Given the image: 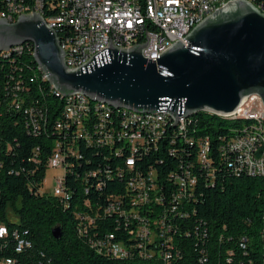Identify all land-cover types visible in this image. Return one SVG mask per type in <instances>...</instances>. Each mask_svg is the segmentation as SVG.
<instances>
[{
	"label": "trees",
	"instance_id": "obj_1",
	"mask_svg": "<svg viewBox=\"0 0 264 264\" xmlns=\"http://www.w3.org/2000/svg\"><path fill=\"white\" fill-rule=\"evenodd\" d=\"M25 46L29 49L22 53H0V223L9 230L0 240V259L12 258L17 264H264V175L237 174L235 165H230L236 154L222 150L235 129L249 121L200 112L186 121L189 141L179 127L169 126L159 149H151L138 162L148 176L155 171V181L167 196L164 204L144 206L142 213L150 218L173 203L175 184L169 178L173 171L190 162L198 178L190 201L171 219L174 248L169 250V260L155 244L147 246L148 253H156L153 257L142 256L132 230L136 223L105 209L112 193L120 194L128 205L126 177L98 174L104 179L87 181L84 176L85 171L104 170L116 160H109L113 153L108 148L99 151L80 140L83 159L74 169L65 170L63 191L69 194L65 201L43 189L48 160L63 137L56 123L66 100L42 79L33 45ZM30 110L44 115L40 131L31 126ZM205 137L211 141L208 168L196 161L198 143ZM67 165L68 159L64 168ZM100 181L103 186L98 189L95 182ZM56 226L62 228L59 240L53 237ZM25 230L33 247L16 254L14 234ZM107 240L128 248L130 256L119 259L100 251L98 245Z\"/></svg>",
	"mask_w": 264,
	"mask_h": 264
},
{
	"label": "built area",
	"instance_id": "obj_2",
	"mask_svg": "<svg viewBox=\"0 0 264 264\" xmlns=\"http://www.w3.org/2000/svg\"><path fill=\"white\" fill-rule=\"evenodd\" d=\"M229 1L232 0H0V18L14 22L22 14H41L62 41L66 64L72 70L108 48L110 37L116 47L123 49L147 43L150 37L149 44L144 49L145 56L160 55L177 41L184 39L188 31H192L197 18H207L218 8H225ZM247 1L264 7V0ZM26 48L28 47L22 44L9 50H12V54L22 53ZM0 53L4 54V50H0ZM41 77L48 81L43 69ZM51 88L55 94L58 92L52 84ZM80 94L83 93L69 95L64 102L62 116L56 123V129L63 133V137L55 143L48 168L74 169L83 159L80 140L99 151L108 148L109 153H113L109 155V160H116L104 170L99 168L85 171V179L88 181L93 177L103 180L101 175L109 179L126 177V189L130 194L128 205L123 204L124 199L120 194L112 193L107 197L109 204L105 208L106 212L119 213L136 223V228L132 230H136V240L142 256L153 257L156 253H148L147 246L155 244L164 260H169V250L174 248L170 234L173 230L171 219L179 213L181 205L190 201L198 178L190 162L181 166L180 171H173L169 177L175 184L173 203L171 206H164L159 216L150 218L142 213L144 206L151 202L162 204L167 196L155 177H148V171L142 172L137 164L151 149H159L160 141L167 128L175 123V119L165 111H159L158 117L152 118L109 115L103 106H85L80 102ZM82 107H90V114H82ZM30 111L31 126L34 132L40 131V120L44 115ZM223 117L249 121L235 129L234 136L222 146L223 153L231 151L236 154L230 165H235L237 174L247 172L252 176H261V171H264V104L261 97H245L235 112ZM189 118L190 116L180 118L177 122L176 127H179L181 134H185ZM185 139L189 141L186 134ZM210 142V138L205 137L198 143L196 161L203 168L211 165ZM126 148H137L138 156H127ZM249 148H257L258 158L249 156ZM60 158H68L67 168L59 167ZM246 160H253V169H246ZM101 185L102 181L95 182L96 188L99 189ZM88 192L89 188L86 189V193ZM50 193L63 201L69 196L68 192L61 190L59 177ZM93 221L92 219L91 222ZM0 230H3L0 234L2 240L8 236L9 230L2 223ZM14 235L16 254H22L33 247L27 230L23 234L16 232ZM241 247L244 248V244ZM98 248L100 251L110 252L115 258L126 259L130 256L128 248L122 244H111L108 240L101 242ZM0 264H17V261L3 258L0 259Z\"/></svg>",
	"mask_w": 264,
	"mask_h": 264
},
{
	"label": "water",
	"instance_id": "obj_3",
	"mask_svg": "<svg viewBox=\"0 0 264 264\" xmlns=\"http://www.w3.org/2000/svg\"><path fill=\"white\" fill-rule=\"evenodd\" d=\"M149 40L123 49L110 37L108 48L71 70L57 32L41 14L0 18V50L32 42L35 62L64 97L83 93L114 108L165 111L175 119L170 128L203 111L232 114L250 95L264 104V13L253 3L231 2L160 55L145 56ZM53 237H62L61 227L53 228Z\"/></svg>",
	"mask_w": 264,
	"mask_h": 264
},
{
	"label": "bare ground",
	"instance_id": "obj_4",
	"mask_svg": "<svg viewBox=\"0 0 264 264\" xmlns=\"http://www.w3.org/2000/svg\"><path fill=\"white\" fill-rule=\"evenodd\" d=\"M236 1L232 0L226 3V6L230 4L231 2ZM258 9H260L264 13V7L263 6H256ZM221 8H218V10ZM204 19L206 18H197L196 21L194 22L193 28L201 23ZM191 31H188V34ZM24 44H32V42H26ZM61 47H62V41H60ZM135 46V45H133ZM131 46L130 48H132ZM34 47V45H33ZM12 52V50H4V53L8 54ZM39 69L42 71V68L37 64ZM59 98H62L64 100H67V96L64 97L60 95L58 92L56 93ZM80 102H82L85 106H103L105 109L108 110L109 115H121V116H132L133 118H152V117H158V112L157 113H141L133 110H129L126 108H114L113 106L109 105L108 103H105L103 101H98V100H92L89 96L85 94H80ZM82 114H90V107H82ZM195 116V115H193ZM190 116V117H193ZM222 118H227V119H232L235 120L237 118H232V117H222ZM188 120V119H187ZM127 152L129 153V156H137L138 155V149L137 148H126ZM249 156L251 158H258V150L257 148H249ZM68 158H60L59 159V167L64 168V165L66 163V160ZM246 169H253V160H246ZM261 175H264V171H261ZM148 177H155V171H154V176H148ZM61 190L63 191V186L65 182V170H64V177L59 179ZM64 192V191H63ZM68 197V196H67ZM65 197V200L67 199Z\"/></svg>",
	"mask_w": 264,
	"mask_h": 264
},
{
	"label": "rangeland",
	"instance_id": "obj_5",
	"mask_svg": "<svg viewBox=\"0 0 264 264\" xmlns=\"http://www.w3.org/2000/svg\"><path fill=\"white\" fill-rule=\"evenodd\" d=\"M61 179L64 177V170L63 169H48L45 179L44 190L49 192L53 191V186L55 185L56 178Z\"/></svg>",
	"mask_w": 264,
	"mask_h": 264
},
{
	"label": "clouds",
	"instance_id": "obj_6",
	"mask_svg": "<svg viewBox=\"0 0 264 264\" xmlns=\"http://www.w3.org/2000/svg\"><path fill=\"white\" fill-rule=\"evenodd\" d=\"M3 233V230H0V234H2Z\"/></svg>",
	"mask_w": 264,
	"mask_h": 264
}]
</instances>
